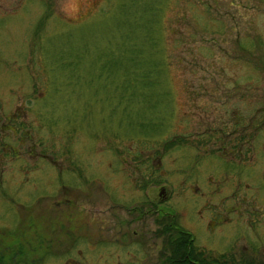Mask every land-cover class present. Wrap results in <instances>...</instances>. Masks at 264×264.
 Wrapping results in <instances>:
<instances>
[{
  "label": "rangeland",
  "instance_id": "374dc122",
  "mask_svg": "<svg viewBox=\"0 0 264 264\" xmlns=\"http://www.w3.org/2000/svg\"><path fill=\"white\" fill-rule=\"evenodd\" d=\"M263 118L264 0H0V123L45 153L3 165L0 248L14 264H162L171 215L206 261L264 264V224L243 236L214 206L219 127L248 129L256 163Z\"/></svg>",
  "mask_w": 264,
  "mask_h": 264
},
{
  "label": "flooded vegetation",
  "instance_id": "af4514ba",
  "mask_svg": "<svg viewBox=\"0 0 264 264\" xmlns=\"http://www.w3.org/2000/svg\"><path fill=\"white\" fill-rule=\"evenodd\" d=\"M235 90L236 89H234V91ZM236 92H238V90ZM236 92H232L231 94L234 96L235 94H238ZM226 114L237 116L236 121L239 123L242 122L244 118L241 112L237 109H230ZM6 121L0 123V176L5 163L14 164L17 160H21V152L19 151L20 147H25L27 145L25 151L22 152L27 159L33 160L36 156H38V158H45V153L43 152L44 147L42 148L40 142H37V144L33 141L30 144L28 143L32 138L27 129L23 131L24 138L22 137L21 139L20 134L17 136L18 141L15 147L14 126L10 120L6 119ZM247 123L246 127L251 126L249 122ZM260 125L264 126V122H261ZM220 126L223 125L221 124ZM238 129H240V132H243L244 126L239 125ZM219 131L220 134H217L215 137V142L217 143L216 153L218 155L217 158L219 159V162H217L216 165V173H218V177L216 174V182L214 186V190L217 191L216 195L218 196L217 203L214 204L215 208H217L216 219L239 226L242 232L241 234L243 236H248L250 232L251 234L253 232V230L250 231L249 229L251 225L256 222L262 223V225L264 224V150L261 153V157L257 158L255 163L252 155L253 136L250 135L248 129L245 128V134L237 135H231L230 133L222 134L221 127H219ZM35 146H38L39 149L41 148L37 153L34 151ZM47 158L49 164H51L50 167H53L54 170H57L56 173H59L61 171V165L58 164L60 159L58 157ZM32 162H34V160ZM259 166L260 170H257L259 169ZM224 189L228 191L229 196L218 195V192ZM227 201H229V203H223ZM259 206H262V208H259ZM167 216L170 217L173 224L177 225L171 215ZM242 222H245L249 228L242 224ZM208 224H212V222H208ZM242 228H244L246 232H244ZM186 232L189 233V231ZM189 235L191 236L190 239L193 247L191 255L194 258L199 259L202 263L206 262L207 264H221V262L224 261V255H221V253H219V256L214 260L206 261L205 255L207 252H205V249L198 247L195 244L194 237L191 233H189ZM8 250L7 247L0 248V264H14V253ZM188 261L190 264H199L195 259L188 258ZM256 263L258 262L247 261L235 263L232 259L225 264Z\"/></svg>",
  "mask_w": 264,
  "mask_h": 264
},
{
  "label": "trees",
  "instance_id": "16d2710c",
  "mask_svg": "<svg viewBox=\"0 0 264 264\" xmlns=\"http://www.w3.org/2000/svg\"><path fill=\"white\" fill-rule=\"evenodd\" d=\"M132 13H134V11H132ZM125 53L127 54V66L125 70L131 74L135 73V61H138L136 55L137 51L133 48V45H127L125 47ZM142 66L143 65H141V67ZM139 69L138 71H140ZM144 77L146 78V76H143L141 82L145 81ZM131 82L134 83L135 81L131 80ZM163 217L164 218L159 219L162 229L158 233L163 237L162 248L167 250V253L162 254V264H190L188 258L195 259L199 264H207L206 262H200L199 259L191 255L193 247L189 233L173 224L169 216L165 215ZM221 264L225 263L221 262Z\"/></svg>",
  "mask_w": 264,
  "mask_h": 264
},
{
  "label": "water",
  "instance_id": "95a60500",
  "mask_svg": "<svg viewBox=\"0 0 264 264\" xmlns=\"http://www.w3.org/2000/svg\"><path fill=\"white\" fill-rule=\"evenodd\" d=\"M160 190H162V189H160ZM161 192V191H160ZM160 192H159V194H160Z\"/></svg>",
  "mask_w": 264,
  "mask_h": 264
}]
</instances>
